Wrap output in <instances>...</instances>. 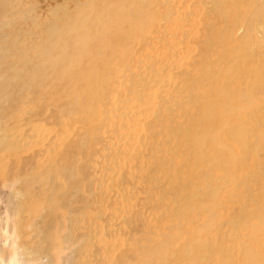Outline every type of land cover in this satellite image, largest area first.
<instances>
[{"label": "rangeland", "instance_id": "obj_1", "mask_svg": "<svg viewBox=\"0 0 264 264\" xmlns=\"http://www.w3.org/2000/svg\"><path fill=\"white\" fill-rule=\"evenodd\" d=\"M18 1L20 0H0V25L2 20L11 19L12 24L17 26L14 33H18L22 27L32 29L33 23L26 19L27 15L38 18L42 25L40 29H32L40 33L35 37L36 40L49 37L48 31H45L47 21L60 26L67 21L64 7L50 11V8L64 0H28L14 9L12 5H17ZM222 4H227L228 12L223 14L221 11L215 17V14L205 13L203 10L212 8V2L204 7L194 5L191 0L181 15L182 19L178 20L174 15L171 23L164 19L167 18L166 12L153 7L151 14L147 16L152 15L154 19H147L148 28L145 32L153 43L143 45L142 50L146 54L139 57L143 60L139 65L137 50L140 30L133 29L126 43L120 45L117 51L113 42L108 41L106 51L98 56L108 62L112 74L106 79H100L97 90L91 93L89 110L92 115L88 120H79L77 113L73 114L74 117L64 116L59 124L56 117L49 116V107L40 116L34 114L29 117V110L20 113L19 119L27 118L22 127L16 122L13 128L8 123L3 125L0 133L2 137H16V132L23 134L22 145L17 146L19 152L11 149L8 141L5 142L7 145L0 147V228L6 225L2 233L6 244L12 240V247L5 246L6 254L3 253L8 261L19 263V246L34 244V230L30 225L34 215L42 212L53 213L56 219L54 222L60 227L58 231L54 229L47 232L52 234L50 244L55 248L56 259L53 264H62L64 257L73 248L80 246L82 247L76 252L75 264H117L120 258L125 260L126 255H134V263H137L142 257L141 248L156 244H165L163 254L167 253L166 256L152 254L146 257L145 263L247 264L244 247L248 245L253 247L255 253L264 257V234L259 235L260 239H254L251 236L255 233L253 227L245 226L236 230L228 222L235 215L234 207L240 205V202L236 204L231 201L229 193L233 189L235 193L243 195L244 185L237 187L236 184H229L216 198L205 195L204 190L196 192L195 186L209 181L199 179L198 175L201 176L203 171L211 173L210 181L213 185L222 184L221 177L224 173L214 168L215 141L212 142L210 138L208 148L205 149L211 156L210 167H204L196 157L189 162L187 152L191 149L184 141L186 134L183 129L186 122L191 120L190 113L195 111L191 103L187 104L186 101L190 92L203 96L206 91L203 94L202 86L207 87L205 82L196 83L195 79L185 78L184 71H191L197 77V67L200 69V60L204 57L200 53L210 48L211 51L226 52L229 57L233 56L229 33L235 35L237 25L244 22L250 28L253 15L264 8V0H224ZM73 7L71 5L68 9L71 11ZM131 7L134 8V5ZM16 9L18 13H9ZM141 10L145 12L146 8ZM213 20L216 25L212 29L217 36H210L214 42V46H210L205 44V40L208 36V23ZM162 25H167L166 29L157 35L156 30ZM169 28L176 36H173ZM131 29L132 26L125 33L128 34ZM20 33L26 40V31ZM185 33L188 34L186 40ZM194 34L202 40L198 48H194L191 41ZM255 43L261 46L260 52L258 47L252 48L256 58L248 64L237 61V70L243 73L247 81L262 79L260 82L264 84V40ZM237 45L242 48L240 43ZM107 51L114 53L108 58L105 57ZM101 60L97 62L100 63ZM191 61L196 63L190 66ZM230 69L227 64L225 70L228 72ZM205 96L216 100V96H211L210 93L203 97ZM251 100L254 105L247 110L253 111L256 106H264V95ZM34 103L36 104L31 105V108L35 109L42 101ZM240 107L232 104L233 112L246 115V111ZM234 113L229 116L228 127L238 120ZM215 119V128L228 119L221 116L218 106ZM243 121H249L247 124L250 125L252 120L243 117ZM68 123L72 124V130L67 127ZM223 130L218 131V136H221L228 148H235L236 151V143L228 140ZM213 134L214 131H210V136ZM70 143V150L75 156L66 165L59 163V157ZM16 144L18 145L17 142ZM192 144L190 141L188 145ZM195 148L199 149V146L196 145ZM16 156L25 157L28 163L13 159ZM237 166L239 165L236 164L233 169L242 178L243 171ZM68 168H72V172H68ZM21 169L23 175H19ZM60 172L73 175L76 179L72 195L67 196V199L71 197L70 207L74 209L71 216L75 221L72 227L76 241L70 245L60 239L67 232L65 224H68V208L60 206L55 197L54 200H46L52 188L61 183L65 187L61 184L54 194L58 197L68 195L65 192V179L60 176ZM48 180L54 181L52 186ZM262 182L263 179L259 180V184L252 183L253 188L264 184ZM17 189L25 195L20 200L27 203L18 216L16 209L13 208L12 213L5 202L7 195ZM225 197L222 206L221 202ZM204 205L208 207H203ZM27 214L29 215L25 216ZM4 217L8 219L6 224H3ZM59 217L62 218V223ZM223 221L226 223L221 225ZM83 232H88L87 235L91 237L79 238ZM239 234H242L241 238H238ZM86 238L91 241L83 243ZM65 245L68 247L65 248ZM10 255L12 259L8 258ZM29 264H36V261Z\"/></svg>", "mask_w": 264, "mask_h": 264}, {"label": "bare ground", "instance_id": "obj_2", "mask_svg": "<svg viewBox=\"0 0 264 264\" xmlns=\"http://www.w3.org/2000/svg\"><path fill=\"white\" fill-rule=\"evenodd\" d=\"M27 1L28 0H20L17 2V5L12 6L14 9L19 8ZM190 1L191 0H86L83 2V0H64L63 3H58L56 7L50 8V11L64 7L63 11L67 13L65 15L67 21L61 26L57 23L47 21L48 25L45 31H48L49 37L41 38L40 40L35 39L40 33L32 30L42 27L38 18L31 15L26 16V19L31 20L33 23L32 29L30 30L26 29V27L19 29L20 31H26V35H24L27 36L26 40L21 36L20 31L14 33L13 30L17 29V26L12 24L11 19L2 20V25H0V133L5 123H8L10 128H13L15 122L22 127L24 119L27 120V118L19 119L18 115L23 111L27 112V110H29V117H32L34 114L40 116L50 107L51 111L49 116L56 117L55 120L59 124L62 122L64 116L74 117L73 114L77 113L79 114V120H88L92 115L89 110L91 93L97 90L100 79H106L107 76L110 77V74H112L108 62L101 60L100 56H98L100 53L106 51L107 42L112 41L115 45V51H117L120 45L126 43L133 29L135 31L140 30L139 49L137 50V65H139L143 62L139 57L145 56L146 54L143 53V45H151L153 43L149 40L151 37L146 35L145 32L148 28L147 19L153 20L154 17L152 15L147 16V14H151L152 8L154 7L166 12L167 18H164L166 22H168V20L170 23L173 22L172 17L174 15H176V19L181 20V15L184 14L185 8ZM223 1L224 0H192V3L194 5L207 7V3L212 2V8L208 10L204 8L203 10L205 13L215 14V17H217L221 11L223 14L228 12L226 8L227 4L223 5ZM231 1L239 2L240 0ZM71 5L74 7L70 11L68 8ZM131 5H134V8H132ZM141 8H146V11H142ZM18 12V9H16L9 13L16 14ZM71 13L73 15H71ZM204 24L207 25L206 20H204ZM208 25V36L205 40V44L214 46V42L211 41L210 36H217L212 29V26H215L216 22L214 23L213 20L211 23H208ZM130 26H132V29L126 34L125 31L128 30ZM166 26L167 25L160 26L159 29L156 30L157 35L165 30ZM170 32L173 36H176V33L174 34L171 29ZM184 37L186 40L188 34L185 33ZM31 38L33 39L31 40ZM228 39H230L229 44L232 46L231 51L234 54L233 56L229 57L226 52L219 53L215 50L211 51L212 48H210L200 53L204 57L200 60L202 61L200 69L197 67L198 73L195 74L197 77H195L191 71H184L186 75L185 78L195 79L196 83L205 82L207 84V87L202 86L203 94L206 91L205 94L207 93L208 95V93H210L211 96H216V100H214V98H209L208 96L203 97L205 94L199 96V94L190 92L189 99L186 102L187 104L191 103V107L195 108V111L190 113L191 120L186 122V126L183 129V132L186 134L184 141L187 142V146L191 149L190 152H187L189 162L196 157L197 161L201 162L204 167H210L211 164L210 153L205 152V149L208 148L209 139L212 138L211 141H215L216 158L214 161V168L224 173V176L221 177L222 184L213 185L210 181L211 173L209 171H203L201 176L198 175L199 179L203 181L209 179V181H205L204 185L195 186L196 192L200 193V191L204 190L205 195L209 194L210 198L211 196L216 198L229 184H236L237 187L244 185V190H242L243 195L241 193H235L233 189L229 193L232 198L231 201L236 204L240 202V205L237 204V206L234 207L235 215H233L228 222H230L236 230H240L245 226L253 227L255 233L251 235L252 238L260 239L259 235L264 234V184L253 188L254 185L252 183L259 184V180H264V106H256L253 111L247 109L254 105L251 98L264 95V84L260 82L262 79H252L251 82L247 81L243 73L237 70V61L248 64L256 58V55L252 52V48L258 47V51L260 52L261 46H257L258 44L255 42L261 41V39L264 40V8L253 15L250 28L245 22L240 26L237 25L235 35L229 33ZM191 41L194 44V48H198L202 42L201 38L195 34L192 36ZM237 43H240L242 48H240L241 46H238ZM113 53L112 51H107L105 57L109 58ZM97 60H101V62L98 63ZM195 63L196 62L193 61L190 63V66ZM197 64H199V62ZM227 64H229L231 68L228 72L225 70ZM138 75L141 76L142 73H138ZM192 87L193 91L194 86L192 85ZM204 88H206V90H204ZM38 100L42 101L41 105L35 109L31 108V105L36 104L34 102ZM232 104H237L239 107L241 106L240 109L245 110L246 115L234 113ZM217 106L221 109V116H226L228 119L226 122L222 121L220 125L215 128ZM233 113L237 116L238 120L228 127L229 116ZM243 117H247L250 121L254 120V123L251 121L250 125H248L247 123L249 121L244 122ZM72 121L76 123L74 120ZM69 123L67 127L72 130V124ZM220 130L224 131L228 140H232L236 143L239 152H237V150L235 151V148H228L227 145L223 143L224 140L220 138L221 136H218V131ZM210 131H214L212 136H210ZM15 134L17 135L16 137H2L0 134V147L7 145L5 142L8 141V145L12 146L11 149H19L17 146L22 145L23 134H18L17 132ZM190 141H192V145H188ZM194 144L198 145L199 149H196V145ZM71 146L72 143L65 147V151L62 156L59 157L61 159L59 163L62 162L66 165L69 159L75 156L73 151L70 150ZM16 152H19V150ZM60 152L61 150L59 153ZM13 155H11V157H13ZM13 159L28 163V159L23 156H16ZM236 164L239 165L237 167H240L243 171L242 178H239L236 171L233 169ZM67 171L72 172V168H68ZM19 175H23L22 169L19 170ZM60 176L65 179V192L68 195L62 197L56 196L54 191L62 183L55 184V188H52L51 195L48 194L46 200L51 201L54 200L53 198L55 197L60 203V206L68 208V224H65L67 232L64 233L60 239L63 243L70 245V243L75 244L76 241L72 227L75 221L71 216L74 212V209L70 207L71 197L67 199V196L69 197V194L72 195L76 185V179L73 175H68L63 172H60ZM48 181L50 186H52L54 181ZM63 186L65 187V185ZM25 193L26 192H24V194ZM35 193L41 194L40 192ZM22 196L25 195L20 192V189H17L6 197L5 202L7 209L13 213L12 209L15 208L16 216L22 213V209H25L24 204H27L22 201L23 199L20 200ZM200 196H204V194ZM225 199L226 197L222 199V206ZM212 202L213 201H211V204ZM203 207L207 208L208 206L204 205ZM188 208L191 207L188 206ZM52 214L47 212H42L39 215L33 214L34 218L30 228L34 230V234L32 235L34 244L31 245L32 247L19 246V263H14L11 260L8 261L9 259L7 260V258L3 256L5 246L9 248L12 247V240L10 239L9 243L6 244V239L2 236L6 225H1L0 264H3L2 260L7 264H29L32 261H36V264H53L54 259H56V257L54 258L55 248L50 244V236L52 234L49 235L47 232L54 231V229L57 230L60 227L54 222L56 219ZM28 215L29 214L25 216ZM61 220L62 218H60V221ZM252 220H256L257 222L253 223L251 222ZM4 223H8L7 217L3 218V224ZM60 223H62V221ZM225 223L226 221H223L221 225ZM87 233L88 232L81 233L79 238L81 236L91 237L89 234L87 235ZM241 237L242 234H239L238 238ZM90 241L91 240H87L86 238L83 240V243H88ZM68 245H65V248H67ZM164 246L165 244H156L140 247L142 257L137 263H134V255H126L125 260L120 258L117 264H147L145 261L146 257L149 255L166 256L167 253L163 254ZM81 247L82 246L73 248L70 253L64 257L62 264H75L76 252ZM252 248L251 245L244 247L247 264H264V257L255 253V250ZM103 250H105V248ZM8 258H11V255Z\"/></svg>", "mask_w": 264, "mask_h": 264}]
</instances>
